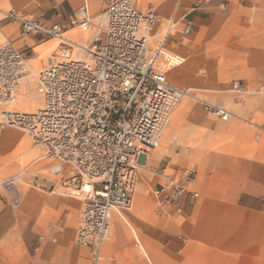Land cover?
I'll return each mask as SVG.
<instances>
[{
	"label": "crops",
	"instance_id": "0c3cea01",
	"mask_svg": "<svg viewBox=\"0 0 264 264\" xmlns=\"http://www.w3.org/2000/svg\"><path fill=\"white\" fill-rule=\"evenodd\" d=\"M84 2L90 19L104 14L106 0H0V13L2 20L11 9L76 13ZM136 4L139 8L152 4L158 14L152 47L173 20L166 48L184 60L171 69V79L225 107L231 117L223 121L206 116L185 125V140L199 141L195 156L187 160L196 169L184 166L174 174L192 167L196 189L203 195L194 202L182 200L186 223L172 221L162 231L151 211L139 203L133 208L132 196L130 212L112 213L111 237L99 264H264V0H136ZM188 20L194 29L185 34ZM7 27L3 26L4 34ZM35 37L22 44L33 47L39 39ZM71 37L84 42L75 33ZM235 82L247 91L233 89ZM39 105L40 97L36 109ZM189 106L184 102L178 110L171 133L182 126ZM256 136L258 144L253 143ZM29 139L22 130L0 124V264H92L88 249L74 243L82 200L62 191L60 177L44 175L54 161ZM39 151L37 173L31 172L24 162ZM148 158L149 154L142 157V165ZM15 176L17 203L13 190L1 184ZM21 180L30 186L23 187Z\"/></svg>",
	"mask_w": 264,
	"mask_h": 264
},
{
	"label": "built area",
	"instance_id": "2783aa9c",
	"mask_svg": "<svg viewBox=\"0 0 264 264\" xmlns=\"http://www.w3.org/2000/svg\"><path fill=\"white\" fill-rule=\"evenodd\" d=\"M79 13L64 23L25 18L15 9L5 13L6 19L20 22L22 38L35 35L60 43L36 75L23 50L12 41L0 43V124L25 132L54 161L51 172L60 177L64 193L82 199L76 243L89 249L92 264H99L111 237L112 213L132 206L141 159L159 145L167 116L182 96L167 79L173 65L166 48L173 20L152 47L158 21L154 6L106 0L104 27L79 55L76 43L64 35L88 25ZM193 29V22L186 21L183 32ZM233 88L243 92L244 86L235 83ZM32 90L40 97L37 109L13 107L23 91ZM200 101L208 113L231 117L225 107ZM164 171H156L162 180L156 202L164 213L184 215L182 200L191 191L195 171Z\"/></svg>",
	"mask_w": 264,
	"mask_h": 264
},
{
	"label": "rangeland",
	"instance_id": "374dc122",
	"mask_svg": "<svg viewBox=\"0 0 264 264\" xmlns=\"http://www.w3.org/2000/svg\"><path fill=\"white\" fill-rule=\"evenodd\" d=\"M105 6V4H104ZM16 10V9H15ZM20 14V16L25 17V18H47L49 21L52 23H64L69 20L70 17H74L75 15H80V9L76 11V13L71 12L69 9L67 12H64L61 9L54 8L50 10L47 13L43 14H37V12L34 10H29V11H20L17 10ZM103 15V14H102ZM102 15L99 16H92L91 19L88 22V25L85 26H80V27H75L72 29H69L66 32V36H73V34H77L79 36V39L83 40L86 43H90L94 38L98 36L99 31H101L104 27V22ZM2 17H4L3 13H0V43H3L5 41H11L15 40L18 41V43H14L17 47H20L21 50L24 51L26 56L30 59L29 62L35 69L36 73L38 74L39 71L44 67V65L47 63L48 58L54 54L59 46L60 40L59 39H46L45 41H42V39H37L33 43V47H29L26 44L28 41H30L31 38H34V35H31L30 37L27 38H22L19 33V27H20V22L19 21H13L10 19L7 20H2ZM5 24H8L7 30L8 33L4 34L5 31L3 29V26ZM86 34V37H85ZM11 38V39H10ZM36 38V37H35ZM77 41V40H76ZM41 42V43H40ZM44 44L43 46H39ZM173 55V54H172ZM177 56V55H175ZM184 59L182 58L180 62L175 63L173 66H171L168 70L167 73V79L168 81L173 84V86H176L182 91L190 92L193 95L199 96V98H194L193 96L189 97H182V99L177 103L175 106V109L171 113V117L169 121L167 122L168 125L166 124L165 127L163 128L160 138H159V145L152 149L149 152V158L145 165V167L139 166L138 169V175H137V183L135 186V189L133 191V208L135 207L136 203L142 204L143 208L151 211L152 214L155 216V218L159 221L160 229L164 231L165 226H167L168 223L170 222H177L178 225H184L187 221V215H172V214H167L164 213L158 206L156 202V193L155 190L157 189L158 181H162L161 178L156 175V171H162L165 169V173L167 174H174L176 168H181L184 166H192L193 168L196 169V166L193 162H188L187 160L190 157L195 156L196 153H194L195 150H197L199 141L194 140L193 138L185 140V130L187 124L191 123L190 125L195 124L193 121L195 118L198 121L201 117L206 118L211 117V118H220L218 116L212 115L208 113L204 108L203 104L201 103L200 99L207 100V98L201 93L198 92L194 89H191L190 87L185 85H181L180 83H177L173 81L170 77V71L180 63H182ZM238 83V82H235ZM240 84V83H239ZM242 85V84H240ZM245 87V86H244ZM233 88V85H232ZM234 89V88H233ZM247 91L246 87L245 90ZM243 91V92H244ZM27 94H31L39 98V96L36 94L34 90L32 91H27ZM26 94V95H27ZM32 99H22L21 101L17 102L16 104L13 105L15 108H27L26 104H28ZM184 102H187L190 106L188 109L187 114L185 115V119H181L180 122L182 123V126L179 127L175 133H171L172 129V124L174 123V119L178 113V110L181 108ZM211 102V101H210ZM213 103V102H212ZM36 108L38 106L37 102H32L29 103V108ZM191 118V119H190ZM230 119V118H229ZM223 121H228V120H223ZM198 136V135H197ZM30 140V143L32 144V140ZM259 137L256 136L253 143L258 144L259 142ZM194 153V154H193ZM41 155V151H39L35 156L31 157L28 161L24 162L25 168L30 166V170L36 171L37 173V160L38 157ZM44 159L40 160L43 161ZM48 160V158H46ZM191 167V168H192ZM47 169L43 171L44 175L48 177L55 178L54 175L50 172V166L46 167ZM195 171V170H194ZM16 176L11 177L7 180H5L3 183H1L6 189L8 190H13L14 192V203L19 202L20 200V194L19 191L16 189ZM196 180L194 181L193 185L191 186V191L187 192L183 200L186 198L188 202H194L195 200H200L203 198V195L199 193L198 197H195L192 191L198 192L195 186ZM20 184L27 188L30 185L25 182L24 180L20 181ZM63 191V190H62ZM81 199L80 197H76ZM82 200V199H81ZM83 202V201H82ZM83 208V207H82ZM119 211H122L124 213L130 212V209H117ZM82 213V211H81ZM81 219V216H80ZM80 223V220H79ZM79 226V224H78ZM78 226L76 229V235L74 238V243L77 246H80L76 243V238H77V230ZM163 227V228H162ZM163 233V232H162ZM110 239V238H109ZM107 239L105 243L109 240ZM178 240H183V237L180 236L178 237ZM104 243V244H105ZM88 249L86 246H80ZM104 249V246H103ZM89 251V249H88ZM102 258L104 257V253L102 252ZM89 259H91V255L89 254Z\"/></svg>",
	"mask_w": 264,
	"mask_h": 264
},
{
	"label": "bare ground",
	"instance_id": "6f19581e",
	"mask_svg": "<svg viewBox=\"0 0 264 264\" xmlns=\"http://www.w3.org/2000/svg\"><path fill=\"white\" fill-rule=\"evenodd\" d=\"M81 10V9H80ZM82 13H83V15H84V17H86V19L88 20V21H90V18H89V16H88V4L86 3V2H84V4H83V6H82ZM102 18H103V22L105 21V15L103 14L102 15ZM85 26V25H84ZM100 32V31H99ZM65 35V37H67L68 39H70L71 41H73L74 43H76V47H75V51L76 52H78L79 53V55H83L84 54V46H87L88 45V43H86V44H84L85 42H82V41H76V39H74V37H71V36H66V33L64 34ZM53 39H57V38H53ZM172 56V63H173V65L175 64V63H178V62H180L181 61V57H179V56H175V55H171ZM172 65V66H173ZM32 72H33V74L34 75H36L37 73H36V71H35V69H33L32 68ZM178 92H179V95H180V97L181 96H192V95H188L185 91H182V90H180V89H177V88H175ZM245 90V87H244V89L242 90V91H244ZM193 97L194 98H198L197 96H194L193 95ZM24 99L26 100V99H32L29 103H32V102H37V104H38V98L36 97V96H34V95H31V94H27L26 96H24ZM29 103L28 104H26V107H27V110H29V111H34L36 108H29ZM22 109H24V108H22ZM167 118H169V116H167ZM166 118V119H167ZM168 120V119H167ZM167 120H166V123H167ZM143 162V161H142ZM144 164V163H143ZM145 165H142V167H144ZM111 226H112V219H111ZM113 227V226H112Z\"/></svg>",
	"mask_w": 264,
	"mask_h": 264
}]
</instances>
